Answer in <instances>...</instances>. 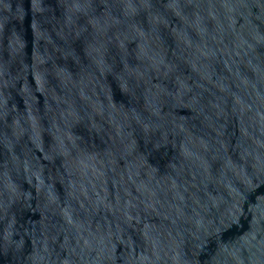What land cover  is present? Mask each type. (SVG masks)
Here are the masks:
<instances>
[{"label":"water","instance_id":"1","mask_svg":"<svg viewBox=\"0 0 264 264\" xmlns=\"http://www.w3.org/2000/svg\"><path fill=\"white\" fill-rule=\"evenodd\" d=\"M0 264H264V0H0Z\"/></svg>","mask_w":264,"mask_h":264}]
</instances>
